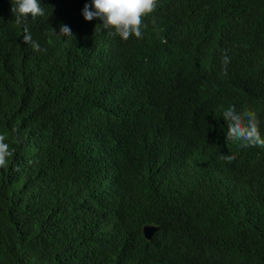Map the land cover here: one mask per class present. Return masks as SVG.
I'll list each match as a JSON object with an SVG mask.
<instances>
[{"label": "trees", "instance_id": "16d2710c", "mask_svg": "<svg viewBox=\"0 0 264 264\" xmlns=\"http://www.w3.org/2000/svg\"><path fill=\"white\" fill-rule=\"evenodd\" d=\"M0 264H264V0H0Z\"/></svg>", "mask_w": 264, "mask_h": 264}, {"label": "water", "instance_id": "95a60500", "mask_svg": "<svg viewBox=\"0 0 264 264\" xmlns=\"http://www.w3.org/2000/svg\"><path fill=\"white\" fill-rule=\"evenodd\" d=\"M160 230V228H158V227H154V226H146L145 228H144V235H145V239L146 240H150L151 239V237L157 232V231H159Z\"/></svg>", "mask_w": 264, "mask_h": 264}]
</instances>
